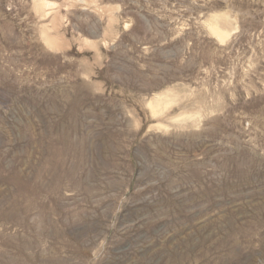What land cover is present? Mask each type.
Instances as JSON below:
<instances>
[{
    "label": "rangeland",
    "instance_id": "rangeland-1",
    "mask_svg": "<svg viewBox=\"0 0 264 264\" xmlns=\"http://www.w3.org/2000/svg\"><path fill=\"white\" fill-rule=\"evenodd\" d=\"M0 264H264V0H0Z\"/></svg>",
    "mask_w": 264,
    "mask_h": 264
},
{
    "label": "bare ground",
    "instance_id": "bare-ground-1",
    "mask_svg": "<svg viewBox=\"0 0 264 264\" xmlns=\"http://www.w3.org/2000/svg\"><path fill=\"white\" fill-rule=\"evenodd\" d=\"M211 24V23H210ZM211 27V26H210ZM220 27L218 26L217 27V25L216 26H213V28H212V31H213V33H215L219 38H223L224 36H226L227 37V35L228 34H225L223 31H221L222 29H219ZM225 32H227V31H225ZM228 33V32H227ZM216 36V37H217ZM226 39V38H225ZM220 40H222V39H220ZM223 40H224V38H223Z\"/></svg>",
    "mask_w": 264,
    "mask_h": 264
}]
</instances>
